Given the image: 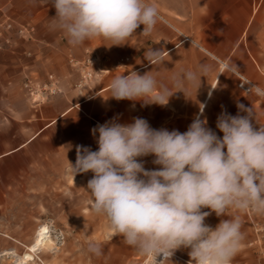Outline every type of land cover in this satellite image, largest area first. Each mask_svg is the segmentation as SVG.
I'll list each match as a JSON object with an SVG mask.
<instances>
[{"label": "crops", "instance_id": "1", "mask_svg": "<svg viewBox=\"0 0 264 264\" xmlns=\"http://www.w3.org/2000/svg\"><path fill=\"white\" fill-rule=\"evenodd\" d=\"M155 4L161 19L145 36L143 25L121 45L102 37L73 46L55 27L56 10L49 0H0V18L31 31L20 37L10 34V43L0 50V254L20 257L32 244L40 205L48 203L54 174L68 183L70 158L77 147L98 150V131L105 123L131 124L145 119L153 129L187 131L193 120H207L216 127L222 112L248 115L237 105L252 108V123L264 126V97L240 88L241 80L264 88V0H146ZM163 50L160 63L150 64L149 50ZM94 60L96 71L81 81L78 63ZM211 67L201 80L175 87L172 77L199 67ZM149 73L158 84L173 93L166 105L144 100H116L110 97V82L117 75ZM48 75L58 79L60 92L33 105L24 83H44ZM215 87V88H214ZM202 111H201V107ZM226 151V149H225ZM148 155L138 160L146 170L160 166ZM205 224L213 229L221 219L240 216L243 240L232 264H249L243 254L258 258L264 215L228 209L218 217L209 208ZM100 257L88 245L63 244L39 250L29 264H136L138 252L117 238L100 243ZM190 249L174 252L168 264H189ZM72 253V259L66 256ZM256 254V255H255ZM8 258L2 256V259ZM17 260V259H16ZM252 264H255L253 261Z\"/></svg>", "mask_w": 264, "mask_h": 264}, {"label": "clouds", "instance_id": "2", "mask_svg": "<svg viewBox=\"0 0 264 264\" xmlns=\"http://www.w3.org/2000/svg\"><path fill=\"white\" fill-rule=\"evenodd\" d=\"M49 2L56 10L55 27L73 46L99 37L121 45L140 25L142 34L149 35L161 19L157 6L146 0ZM163 55V50L151 49L147 60L154 65ZM198 71L174 75V86L201 80L211 67L201 65ZM244 83L248 92L264 97V88ZM109 88L116 100L149 97L152 102L147 103L160 105L173 94L149 73L117 75ZM237 107L248 115L222 112L216 125L222 138L199 117L183 133L153 129L135 118L127 125L111 122L94 128L97 151L77 147L75 166L69 164L74 177L94 174L87 184L93 212L104 216L126 245L151 258V264H168L180 248L190 249L189 264H232L243 240L240 216L221 219L213 229L205 224L210 213L202 209L218 217L230 208L264 215V126L254 128L252 108ZM148 155L155 157L158 169L146 170L138 160ZM88 251L103 255L96 242H89Z\"/></svg>", "mask_w": 264, "mask_h": 264}, {"label": "rangeland", "instance_id": "3", "mask_svg": "<svg viewBox=\"0 0 264 264\" xmlns=\"http://www.w3.org/2000/svg\"><path fill=\"white\" fill-rule=\"evenodd\" d=\"M76 158H70V164L75 166ZM69 164L68 183L61 182L60 175L54 174L50 182L48 203L40 205L39 209L42 210L43 218L46 214V220H38L35 235L37 231L44 227L48 239L43 249H51V246L63 244L64 246L77 247L81 245H88L89 242L110 243L117 238H123L118 235L114 229L109 225L107 219L93 212L91 208L92 196L87 189L88 181L93 177L91 171L87 173H78L74 177ZM35 237V236H34ZM34 240V239H33ZM259 262L258 258L243 254V259L247 263L264 264V230H261L259 237ZM40 250V251H41ZM39 252V251H38ZM37 253L24 255H31L30 262H33ZM8 257L2 259L0 264H14L17 257L13 253L0 254ZM72 253H66L69 259H72ZM256 255V254H255ZM141 256L137 254L136 258ZM136 258L133 261L136 262Z\"/></svg>", "mask_w": 264, "mask_h": 264}, {"label": "built area", "instance_id": "4", "mask_svg": "<svg viewBox=\"0 0 264 264\" xmlns=\"http://www.w3.org/2000/svg\"><path fill=\"white\" fill-rule=\"evenodd\" d=\"M31 30L26 28H18L15 24L6 17L0 18V50L6 48L10 43V34L14 32L18 36L22 37L28 34ZM94 60L88 59L82 63H78V67L82 72L81 81L89 80L96 68L93 64ZM245 80H241L239 83L240 88L243 90L248 89L249 85L244 83ZM24 88L27 90L28 99L33 105H38L45 102L49 97L60 92L58 86V79L53 75H48L44 83L40 85H34L29 81L24 83ZM162 257H157L159 261ZM136 264H151V258L145 256H139L136 258Z\"/></svg>", "mask_w": 264, "mask_h": 264}, {"label": "bare ground", "instance_id": "5", "mask_svg": "<svg viewBox=\"0 0 264 264\" xmlns=\"http://www.w3.org/2000/svg\"><path fill=\"white\" fill-rule=\"evenodd\" d=\"M48 235L44 230V227L39 229L34 237L32 244L28 247L29 254L37 253L39 250L43 249L46 245ZM31 255H24L14 261V264H28Z\"/></svg>", "mask_w": 264, "mask_h": 264}]
</instances>
